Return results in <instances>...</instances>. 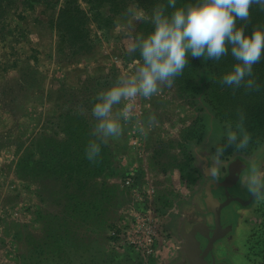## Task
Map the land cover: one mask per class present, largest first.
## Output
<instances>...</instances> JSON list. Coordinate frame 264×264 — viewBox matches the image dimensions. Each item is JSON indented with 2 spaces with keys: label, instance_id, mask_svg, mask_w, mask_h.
I'll return each mask as SVG.
<instances>
[{
  "label": "rangeland",
  "instance_id": "1",
  "mask_svg": "<svg viewBox=\"0 0 264 264\" xmlns=\"http://www.w3.org/2000/svg\"><path fill=\"white\" fill-rule=\"evenodd\" d=\"M54 2L37 4L36 12L20 8L7 38H0V264H171L177 252L157 253L172 236L170 223L185 199L199 198L215 181L200 150L208 123L211 137L221 126L203 100L208 62L199 57L203 69L191 91L181 92L172 82L150 98L138 95L132 117L121 121V134L104 139L99 158L89 161L85 147L95 138L94 126L84 129L80 120L95 122L92 104L72 103L69 94L85 99L86 92L134 71L137 56L126 49L144 30L133 12L146 11L126 9L109 39L70 63L52 55L57 36L51 20L64 1ZM91 27L95 36L99 29ZM95 74L101 79L90 81ZM88 76L92 83L83 92L79 86ZM150 114L156 116L151 123ZM248 148L228 159L248 160L255 152L250 167L264 170V141ZM252 200L253 228L245 247L251 264H264V195ZM145 231L154 236L152 253L135 242Z\"/></svg>",
  "mask_w": 264,
  "mask_h": 264
},
{
  "label": "clouds",
  "instance_id": "2",
  "mask_svg": "<svg viewBox=\"0 0 264 264\" xmlns=\"http://www.w3.org/2000/svg\"><path fill=\"white\" fill-rule=\"evenodd\" d=\"M253 5L264 9V0H183L182 3L166 0L157 4L150 15L133 12L136 18L150 21L151 29L137 34L126 49L139 53L133 61L134 71L120 73L115 82L97 92L91 107L95 138L85 147L86 158L95 162L101 154V142L118 137L122 131L121 121L132 117V101L138 95L150 98L164 83L171 85L174 78L183 73L190 57L219 61L230 54L235 62L223 74L221 82L234 88H258L253 70L264 57V25L246 31V25L237 24L238 20L249 19ZM122 101L127 102L122 104ZM121 104L114 113V106ZM148 120L154 122L155 114H150ZM243 120L241 115L239 123L224 130L223 143H214L207 172L213 178L219 179L225 167L228 146L239 151L250 145L252 136ZM140 131H144L143 127ZM194 151L199 157V148ZM241 185L254 196L264 195V170L251 165L241 177Z\"/></svg>",
  "mask_w": 264,
  "mask_h": 264
},
{
  "label": "trees",
  "instance_id": "3",
  "mask_svg": "<svg viewBox=\"0 0 264 264\" xmlns=\"http://www.w3.org/2000/svg\"><path fill=\"white\" fill-rule=\"evenodd\" d=\"M64 3L60 5L51 20V26L56 39V59L60 62L67 61L70 63L80 62V56H88V53L95 49V45L100 43L104 39H109L111 35L110 31L113 25H116L120 14L124 13L126 9L133 6H138L146 11L147 15H150L152 9L160 3H166V0H63ZM85 2L87 8L82 4ZM183 0H178V3H182ZM44 3L51 6H55L54 0H0V38L6 39L9 34L7 31L12 16L19 12L20 8L22 12L30 10L36 12L37 4ZM13 10V11H12ZM21 19L25 17L19 14ZM40 19L39 17H36ZM95 25L99 30L95 36L92 34V25ZM140 26L143 28V33L148 32L151 29L150 21L140 19ZM238 25H246V31H251L254 26L264 25V9H260L258 6L253 5L250 10V17L247 21L238 20ZM19 32H23L20 29ZM137 36L136 34L134 35ZM109 41V40H108ZM91 50V51H90ZM89 51V52H88ZM135 55L139 56L138 51ZM209 65L208 77L204 81V102L210 106V110L213 113V117L219 120L225 128L229 125L233 127L240 122V116L243 115V123L247 130L251 133V143L256 145L257 143L264 141V57L254 65L253 76L257 81L259 87L253 89H247L244 86L234 88L232 86L225 85L221 82V78L225 72H227L231 65L235 62L231 55L223 57L219 61L207 60ZM203 63L199 57H190L189 63L185 66L182 74L175 77L173 82L176 84L179 91H191L196 85L194 78L200 75L202 72ZM110 70V69H109ZM109 72V71H108ZM116 73V72H115ZM88 76L80 85V89L85 92V89H89L92 82V78L100 75ZM91 77L90 81L89 78ZM103 77V76H101ZM115 80L112 81L115 82ZM61 88V89H60ZM72 88V86H71ZM61 92H64L66 88L59 86ZM71 91L69 94L70 102H84L92 104L96 92L89 93L85 99H76V95ZM75 93V92H74ZM84 94V93H83ZM61 95V94H60ZM92 107V106H91ZM92 116V115H91ZM60 119L64 118L60 114ZM84 129L86 127H92L95 122H90L89 119L82 118L80 120ZM223 143V142H222ZM79 146L82 147V144ZM249 150V148H247ZM251 149V148H250ZM246 150V149H245ZM232 146L226 148L225 158L233 155Z\"/></svg>",
  "mask_w": 264,
  "mask_h": 264
},
{
  "label": "crops",
  "instance_id": "4",
  "mask_svg": "<svg viewBox=\"0 0 264 264\" xmlns=\"http://www.w3.org/2000/svg\"><path fill=\"white\" fill-rule=\"evenodd\" d=\"M31 39L34 40V37L31 36ZM52 55L56 57L55 46ZM217 121L221 126L219 130L215 128L216 137L210 136L208 123L205 138L201 142L200 150L205 153L207 161L212 152L207 153L206 147L209 145L211 151H214V143L223 142L226 128ZM206 142L209 143L207 146ZM254 154L252 152L248 160L225 158V167L221 170L219 179L214 178V183L207 184L205 192L200 193L199 198L196 199L194 195L193 199H185L181 203L180 216L170 223L172 236L167 238L168 245L159 247L158 254L164 251L169 257L177 252L175 254L178 258L171 260V264H195L188 252L190 243L193 242L197 247V260L201 263L235 264L234 258L237 264L253 263L247 256L245 244L253 228L251 216L254 195L241 185V177L249 171ZM237 162L239 167L235 166ZM218 209L219 216L215 212Z\"/></svg>",
  "mask_w": 264,
  "mask_h": 264
},
{
  "label": "built area",
  "instance_id": "5",
  "mask_svg": "<svg viewBox=\"0 0 264 264\" xmlns=\"http://www.w3.org/2000/svg\"><path fill=\"white\" fill-rule=\"evenodd\" d=\"M127 184H131V179H128ZM135 242L144 249L147 253H152L155 251L154 236H152L151 231H145L143 234H138L136 236ZM144 239V242H142Z\"/></svg>",
  "mask_w": 264,
  "mask_h": 264
},
{
  "label": "water",
  "instance_id": "6",
  "mask_svg": "<svg viewBox=\"0 0 264 264\" xmlns=\"http://www.w3.org/2000/svg\"><path fill=\"white\" fill-rule=\"evenodd\" d=\"M221 205V204H220ZM216 212V214H217V216H219L218 214H219V209L217 210V211H215ZM195 246V244H193V242H191L190 243V246ZM190 249V248H189ZM189 253H190V257H191V259L195 262V264H204V263H201V261L200 260H197V247H195V249L194 250H189L188 251ZM202 262H203V260H202Z\"/></svg>",
  "mask_w": 264,
  "mask_h": 264
}]
</instances>
